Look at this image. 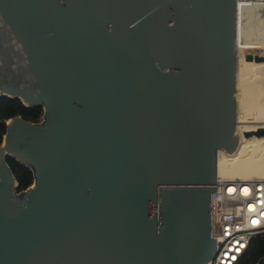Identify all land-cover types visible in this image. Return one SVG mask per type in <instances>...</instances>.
Wrapping results in <instances>:
<instances>
[{
    "label": "water",
    "instance_id": "water-1",
    "mask_svg": "<svg viewBox=\"0 0 264 264\" xmlns=\"http://www.w3.org/2000/svg\"><path fill=\"white\" fill-rule=\"evenodd\" d=\"M237 26L238 0H0V97L44 111L0 144V264L214 259Z\"/></svg>",
    "mask_w": 264,
    "mask_h": 264
},
{
    "label": "bare ground",
    "instance_id": "bare-ground-1",
    "mask_svg": "<svg viewBox=\"0 0 264 264\" xmlns=\"http://www.w3.org/2000/svg\"><path fill=\"white\" fill-rule=\"evenodd\" d=\"M237 50L235 98L241 143L235 154L220 150L218 156V176L231 180L264 177V135L249 138L244 135L246 131L264 127V99L255 104L246 91L252 88L255 78L264 81V0H238Z\"/></svg>",
    "mask_w": 264,
    "mask_h": 264
},
{
    "label": "built area",
    "instance_id": "built-area-1",
    "mask_svg": "<svg viewBox=\"0 0 264 264\" xmlns=\"http://www.w3.org/2000/svg\"><path fill=\"white\" fill-rule=\"evenodd\" d=\"M211 207L217 253L208 264H237L252 240L264 236V177L218 176Z\"/></svg>",
    "mask_w": 264,
    "mask_h": 264
},
{
    "label": "trees",
    "instance_id": "trees-1",
    "mask_svg": "<svg viewBox=\"0 0 264 264\" xmlns=\"http://www.w3.org/2000/svg\"><path fill=\"white\" fill-rule=\"evenodd\" d=\"M43 114L42 106L29 108L18 99L0 97V144L7 132V121L10 118L22 116L27 121L38 123L42 121ZM7 161L19 183L17 192L29 188L34 182L33 171L19 164L13 158H8ZM237 264H264V236H257L252 240Z\"/></svg>",
    "mask_w": 264,
    "mask_h": 264
},
{
    "label": "rangeland",
    "instance_id": "rangeland-1",
    "mask_svg": "<svg viewBox=\"0 0 264 264\" xmlns=\"http://www.w3.org/2000/svg\"><path fill=\"white\" fill-rule=\"evenodd\" d=\"M251 38H254V36H252ZM258 73H261V72L259 71ZM253 83H251L252 86H250L253 89L252 88L248 89L249 88L248 87L246 91L249 92V90H250L251 93L249 94L247 92V94L250 95V101L254 98L253 102H255V104H256V103H259L260 101H262L264 99V81L261 80L260 78H255ZM254 89H256V91ZM251 90L254 92V94H253V92ZM251 94H253V95H251ZM251 96L253 97L252 99H251Z\"/></svg>",
    "mask_w": 264,
    "mask_h": 264
}]
</instances>
